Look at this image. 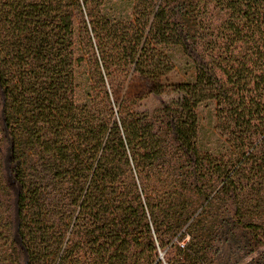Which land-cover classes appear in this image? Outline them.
Returning a JSON list of instances; mask_svg holds the SVG:
<instances>
[{
  "label": "trees",
  "instance_id": "16d2710c",
  "mask_svg": "<svg viewBox=\"0 0 264 264\" xmlns=\"http://www.w3.org/2000/svg\"><path fill=\"white\" fill-rule=\"evenodd\" d=\"M172 48L193 81L119 100ZM222 236L264 264V0H0V264H221Z\"/></svg>",
  "mask_w": 264,
  "mask_h": 264
},
{
  "label": "rangeland",
  "instance_id": "374dc122",
  "mask_svg": "<svg viewBox=\"0 0 264 264\" xmlns=\"http://www.w3.org/2000/svg\"><path fill=\"white\" fill-rule=\"evenodd\" d=\"M166 54L169 56L174 67L161 79V83L165 86L164 93L161 95L150 93L153 87L150 81L137 75H130L116 93L119 100L129 98L133 100L135 106L139 109H152L157 107L162 100H167L171 96L172 85L193 81V67L182 49L172 48L166 51ZM215 109L213 102H203L196 108L199 126V144L203 151L217 149L222 140L220 132L217 129ZM9 180L13 184L15 192H17L18 187L11 176H9ZM187 239L186 235L183 236L178 242L179 245H183ZM218 253L221 264H246L249 260V258H240L235 248L225 241L224 236L220 238L218 243ZM160 256L164 257L162 251L160 252Z\"/></svg>",
  "mask_w": 264,
  "mask_h": 264
}]
</instances>
